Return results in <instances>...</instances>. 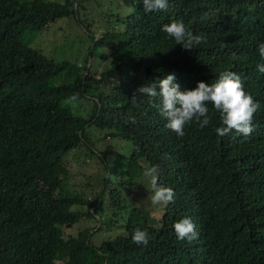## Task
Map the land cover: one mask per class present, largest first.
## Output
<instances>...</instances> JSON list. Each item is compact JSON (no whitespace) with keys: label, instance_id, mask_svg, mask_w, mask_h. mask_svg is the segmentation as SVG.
Masks as SVG:
<instances>
[{"label":"trees","instance_id":"trees-1","mask_svg":"<svg viewBox=\"0 0 264 264\" xmlns=\"http://www.w3.org/2000/svg\"><path fill=\"white\" fill-rule=\"evenodd\" d=\"M121 1L130 6L116 19L122 27L90 38L94 49L105 45L108 58L86 70L55 63L23 39L69 13L71 0H0V264H264V74L257 71L264 0H168L165 10L148 13L142 0ZM172 21L205 33L207 43L192 52L176 45L161 30ZM225 70L260 105L248 137L217 136L220 114L209 104L210 124L186 126L178 138L136 91L168 74L190 90ZM74 93L86 95L88 117L64 103ZM128 116L137 122L125 123ZM89 128L128 141L127 159L106 163ZM70 151L75 160L80 152L99 155L98 191L91 177H69ZM137 158L145 162L140 173ZM152 165L158 183L176 193L157 218L148 179L140 185L136 177ZM137 187L138 204L129 195ZM184 217L199 234L192 242L173 230ZM137 228L148 232L146 246L132 242Z\"/></svg>","mask_w":264,"mask_h":264},{"label":"clouds","instance_id":"clouds-1","mask_svg":"<svg viewBox=\"0 0 264 264\" xmlns=\"http://www.w3.org/2000/svg\"><path fill=\"white\" fill-rule=\"evenodd\" d=\"M136 2L137 0H133L134 4ZM142 3L145 13L162 11L168 6V0H142ZM123 16L125 15L116 17L119 18ZM111 27H122V24L116 22L105 27V30L101 32L97 38L91 37L92 42L97 40L103 33L109 32ZM245 28L249 29V22H247ZM161 30L168 38L173 39L176 45L178 44L184 50L191 52L201 44L207 43V35L205 33H194L182 21H172L163 25ZM257 50L259 53L257 71L264 74V42L257 46ZM91 55V53L87 54L88 57ZM104 56L107 57V54H104ZM245 57L247 60V55ZM231 59H237L235 53L232 54ZM90 63L91 61H88V63L85 61L83 68L87 70ZM93 65H95V63ZM233 70L236 71L235 69ZM86 72L87 71L84 73L86 74ZM175 79V74H168L163 79L159 80L158 85L147 83V86H141L136 91L149 98L147 100L149 105L157 109L159 115L166 120V123L163 124L164 128L178 138L184 137L186 126L195 123L200 129H203L210 124V117L208 114L209 104L220 114V124L215 127L217 136L224 137L230 132L235 131L243 137H248L254 131L252 122L255 115L260 110V105L245 91L243 81L235 72L229 70L222 71L219 73L215 83L209 84L200 81L195 88L190 90L185 89L183 91L180 90V85L175 82ZM157 86L159 87V92L155 90ZM135 97L134 95L133 100H135ZM77 101L78 94L74 93L68 97L64 103L73 104ZM136 122L134 116H128L125 120V123L135 124ZM103 131L107 132L109 137L116 136L109 131ZM165 159H170V156L165 154ZM140 163L145 164L144 160L141 158L134 160V165L138 172L139 170L137 167H139ZM159 171L158 165L148 166L144 169L143 176L148 179L150 184L152 192L150 203L156 208L158 206L163 208L169 203L175 202L176 193L171 187L163 186L158 183ZM136 177L140 182L141 174ZM173 230L177 240L180 241L187 240L188 242H192L197 239L199 235L196 225L190 217H184L175 222L173 224ZM131 240L138 246H146L149 243L150 237L146 230L137 228L134 230Z\"/></svg>","mask_w":264,"mask_h":264},{"label":"rangeland","instance_id":"rangeland-1","mask_svg":"<svg viewBox=\"0 0 264 264\" xmlns=\"http://www.w3.org/2000/svg\"><path fill=\"white\" fill-rule=\"evenodd\" d=\"M75 3H77V6H75ZM69 9L71 10L69 13L50 22L47 27L30 34H24V41L29 47L38 50L55 63L67 61L76 66L82 65V69L85 61L87 63L91 61L93 62L92 66L95 63L96 68L101 67V63L104 62L102 61L99 64L95 60L101 61L99 58L106 54L105 45L92 49L90 38H97L105 30V27L116 23V13L128 14L130 6L123 5L121 0H71ZM88 53L92 55L88 57ZM56 77L57 82L65 80L62 75H56ZM83 97H78V101L70 105V110L72 113L88 117L91 110L81 107L85 102L86 95ZM113 130L114 128L110 129V131ZM86 131L89 132L94 148L101 153L106 163L111 165L113 161L118 159H127L131 150V144L128 141L119 138V136L109 137V134L104 131L91 130L90 128ZM73 154L74 151H70L67 156L70 160V164L66 166L69 177L73 175L77 180L91 177L93 188L98 191L102 185V179L99 182L100 178L98 176L102 177L104 171L103 161L98 160L96 157V155H99L94 154L91 156L80 152L77 153V159L75 160L72 158ZM139 167L143 169L144 164L140 163ZM142 184H144L143 173L140 185ZM62 185L64 186L65 183ZM87 190L81 188L79 191L85 193ZM129 195L138 204L142 199L143 192H140L137 187L132 189ZM160 208V206L157 208L152 207L151 215L156 216V218L159 217ZM112 230L106 231L105 235H112ZM65 231H68V229H65Z\"/></svg>","mask_w":264,"mask_h":264}]
</instances>
